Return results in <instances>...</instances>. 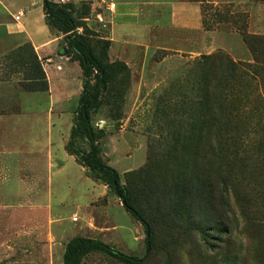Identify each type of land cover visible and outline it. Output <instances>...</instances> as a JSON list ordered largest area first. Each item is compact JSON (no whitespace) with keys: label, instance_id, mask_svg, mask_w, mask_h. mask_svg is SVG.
<instances>
[{"label":"rangeland","instance_id":"obj_1","mask_svg":"<svg viewBox=\"0 0 264 264\" xmlns=\"http://www.w3.org/2000/svg\"><path fill=\"white\" fill-rule=\"evenodd\" d=\"M36 1L1 0L11 13L23 11L20 22L42 42L49 30L37 21L42 8L35 6ZM52 1L73 4L80 24L78 33L87 30L97 53L101 51L99 42L108 43V61L119 64L100 107L92 112L91 124L100 136L97 145L102 161L118 172L121 184L136 198L155 231L153 253L143 264H264V150L257 144L260 132L238 142L234 191L214 188L218 199H211L213 192L210 195L206 186L214 176L211 155L193 170L192 178L189 175V147L194 144L190 129L200 112L206 77L200 75L196 63L203 55L221 53L237 64H253L236 28L219 24L207 31L201 17V31L176 29L170 22L169 8L163 6L158 26L147 39L115 57L110 55L109 39L112 3L97 0L99 5L92 8L93 1ZM210 1L214 7L227 6L231 13L246 15L247 32L264 36V0ZM3 12L0 7V14ZM83 12L86 18L81 20ZM147 14L146 8L141 19ZM211 43L213 48L208 49ZM18 45L28 49L30 44L23 39L0 43V264H62L65 245L74 237L96 239L125 254L143 256L141 224L66 150L82 93L78 63L66 56L61 39L58 50L64 53L57 58L64 61L61 69L67 67L70 72L64 80L69 92L66 100L52 107L49 83L52 96L61 95L62 88L58 85L61 78H56V63L49 67L47 58L36 54L47 71V88L34 91L22 87L23 71H32V61L29 55L25 60L13 55ZM260 80L256 76L252 87L235 82L233 92L246 109L256 103L255 96H264ZM49 116L64 117L61 125H55L54 120L50 130L54 158L60 149L58 154L68 159L62 171L53 169L50 175ZM26 118L32 123L18 121ZM59 132L64 136L65 151ZM193 139L197 142V136ZM76 145L86 149L82 140ZM196 177L201 179L199 185ZM183 179L188 183L186 190L184 186L175 189L177 181ZM155 197L172 213L168 221L161 220L158 207L153 209ZM242 206L248 209L241 212ZM82 264L123 263L91 253Z\"/></svg>","mask_w":264,"mask_h":264},{"label":"trees","instance_id":"obj_2","mask_svg":"<svg viewBox=\"0 0 264 264\" xmlns=\"http://www.w3.org/2000/svg\"><path fill=\"white\" fill-rule=\"evenodd\" d=\"M188 1L200 4L205 30H212L219 24H232L247 46L253 60V64H237L227 55L216 53L201 56L196 63L197 67L195 66L200 75L206 74V77L202 82L204 90H202L200 112L190 129L194 143H191L189 147V152H192L191 172L189 174L187 170L185 171L192 178L193 170L198 165H204L206 157L211 155L213 165L210 164V166L213 168L214 176L206 183L211 190L209 194H212L214 188H229L234 191L238 181L234 172L235 162L239 159L237 153L240 139L260 132L261 137L257 144L261 147L259 148L261 151L264 150V96L262 98L261 95L255 96L256 103L246 109L244 104H239V99L233 92L237 80L252 87L251 81H254L256 76H260L262 94H264V36L249 34L246 15L231 13L227 6L214 7L210 0ZM41 2L45 24L52 32L63 36L65 54L78 63L83 78L75 123L70 131L66 150L69 155L74 156L79 165L88 171L91 177L101 181L118 198L124 210L141 224L144 231V254L141 257L125 254L96 239L74 237L65 245L62 264H82V260L91 253L103 254L123 264H143L153 253L155 231L150 220L144 216L136 204V198L134 199L130 190L121 184L118 172L102 161L97 145L100 136L91 124L92 112L100 107L102 97L114 77V67L117 64L108 61V43L99 42L101 51L97 53L90 44L87 30L84 29L83 33H78L80 24L75 17L73 4L57 3L52 0H41ZM82 14L81 20H84L86 12ZM13 55L23 60L26 55H29L32 61V71H23L22 87H28L34 91L47 88L44 71L31 45L28 49L24 46L19 47ZM200 77L203 78V76ZM194 136H197V142L194 141ZM78 140L86 143V149L76 145ZM200 183L201 179L196 177L195 184ZM187 185L186 179L178 180L175 189L184 186L186 190ZM196 185L193 188L198 195ZM149 195L155 196L154 193ZM156 198L153 209L158 207L162 215L161 220L168 221L172 213L168 211L167 206H160L161 203ZM216 198L218 199V193L214 191L211 199ZM247 209L246 206H242L241 212ZM216 221L220 220L216 219ZM227 246H231L230 240Z\"/></svg>","mask_w":264,"mask_h":264},{"label":"crops","instance_id":"obj_3","mask_svg":"<svg viewBox=\"0 0 264 264\" xmlns=\"http://www.w3.org/2000/svg\"><path fill=\"white\" fill-rule=\"evenodd\" d=\"M88 1H93L91 4L92 8L99 5L97 0H73L74 4ZM113 6L114 10L110 15L109 19V33H110V55H120L121 53H125L129 49L132 48V45H139V42H143L147 39L149 33H151L152 29L158 26V13L160 8L163 6H167L170 11V22L172 26L176 29L181 30H195L201 31V7L199 3L189 2L188 0H108ZM229 1V0H228ZM36 7L41 5V0L36 1ZM230 2V1H229ZM217 4L216 2H213ZM220 4V3H219ZM0 7L4 11L3 14H0V43L2 42H14L20 39L28 42L35 53L40 56L47 58L49 62V67L56 63V72L59 74L56 78L59 79L58 85L61 88V95L52 96L53 90L51 88V84L49 83V92H50V106H56V102L61 100H66L68 96V92L65 87V78L70 76V72L66 67V70H62L59 66L64 63L63 60H60L59 56L63 55V51L60 52L58 50L59 41L62 39V36H57L55 32H52L47 25L45 24L43 10L39 13V19L37 20L40 23H43L44 28L49 30V35H47L46 39L40 42L32 31L28 30L26 23H21V18L24 16L23 11L18 10L16 14L11 13L6 8L2 6V2L0 0ZM166 7V8H167ZM148 14L142 20L141 16L144 17V13ZM104 15V14H103ZM103 16L99 14V18L101 19ZM104 18V17H103ZM132 41H135L133 43ZM21 45H18V47ZM17 47V48H18ZM213 48V43L209 46L208 49ZM211 50L207 52L210 53ZM49 56V57H47ZM115 56V57H116ZM43 66V64L41 63ZM60 67V69H59ZM80 68V67H79ZM43 70L46 74V69L43 67ZM77 70V65L76 69ZM73 70V71H75ZM61 74V75H60ZM80 75V73H78ZM64 117L57 116L51 117L49 116V130L53 128V121L55 120V125L63 124L62 120ZM15 120V119H14ZM24 120L25 123H32L31 119H19L18 121ZM35 122V121H34ZM15 133V131H14ZM52 131H49V175L52 173L53 169L58 173L65 168L67 163L66 157H61L60 149L57 151L56 159L54 158L53 138L51 139ZM58 139L60 144L64 150V136L61 132L58 133ZM7 148V147H4ZM65 151V150H64ZM67 154V153H66ZM59 155V156H58ZM68 158H72L71 156H67ZM59 163L58 165L56 163ZM56 165V166H55Z\"/></svg>","mask_w":264,"mask_h":264}]
</instances>
